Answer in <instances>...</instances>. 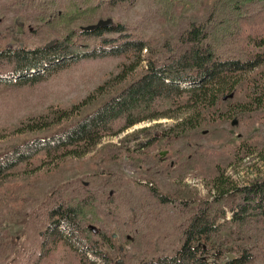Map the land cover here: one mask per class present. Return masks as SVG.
Instances as JSON below:
<instances>
[{
    "label": "trees",
    "instance_id": "trees-1",
    "mask_svg": "<svg viewBox=\"0 0 264 264\" xmlns=\"http://www.w3.org/2000/svg\"><path fill=\"white\" fill-rule=\"evenodd\" d=\"M26 2L31 13L42 18L36 33L49 31L54 39L26 48L5 46L0 36L1 84L35 85L89 57L121 58L119 78L137 67L143 70L121 88L105 91L104 82L95 89L91 108L53 128L40 124L44 134L0 152V264H43L59 241L72 245V264H249L254 249L262 248L264 169L243 182L233 180L225 165L208 164L201 160L204 155L194 158L188 137L203 128L220 134L222 122L264 107V16L259 15L264 0H150L134 24L113 23L112 17L114 10L127 9L136 0ZM151 20L165 24L159 37L143 30V23ZM249 73L257 77L250 75L249 86L242 90L240 83ZM104 92L108 95L102 98ZM240 92L245 93L242 99L236 98ZM159 118L177 120L168 130H157L163 125L156 123L128 133L107 151L115 157L126 150L125 141L156 130L147 143L166 141L186 156L181 166L155 170L147 182L126 180L118 168L105 177L95 172L64 183L54 180L52 170L15 180L20 166L41 153L74 154L103 136H118ZM240 148L247 154V148ZM257 149L254 144L248 155L264 153ZM185 163L196 169L206 194L183 183V176L170 180ZM24 202L29 211L17 208ZM111 203L117 209L109 207ZM9 214L23 226L22 240L5 234ZM102 219L104 224L93 222ZM114 223L122 235L143 242L148 254L111 261L110 252L121 256L110 233Z\"/></svg>",
    "mask_w": 264,
    "mask_h": 264
},
{
    "label": "rangeland",
    "instance_id": "rangeland-1",
    "mask_svg": "<svg viewBox=\"0 0 264 264\" xmlns=\"http://www.w3.org/2000/svg\"><path fill=\"white\" fill-rule=\"evenodd\" d=\"M22 1L26 2V0H0V36L3 37L1 44L5 46L21 44L26 48H35L52 41L54 35L49 31L45 34L43 31L36 33L43 25L42 18H37L35 16L37 14L33 15L31 9L27 8V4L25 5ZM149 1L136 0L134 5L127 9L114 10L113 23L134 24L141 21L143 13L149 6ZM259 15L264 16V12ZM261 22L264 26L263 17ZM143 27L147 35L159 37L162 34L160 32L165 29V24L151 20L147 24L144 22ZM29 31L32 33L29 34ZM121 61V58L115 56L89 57L35 85L16 87L12 84L0 83V152L24 138L44 134L45 131L38 129L40 124L53 128V124L61 125L68 116L78 115L91 108L96 101L93 93L104 82L107 81L104 86L105 91L117 86L121 88L141 74L142 67H137L133 72H127L124 75L125 78H119L117 74ZM129 63L126 62V64ZM260 68L264 71V64ZM250 75L257 77L256 74L249 73L240 83V89L245 90L249 86L247 78ZM244 94L240 92L236 98L242 99ZM107 95L104 92L102 98ZM88 96L89 99L83 102ZM213 119L216 121L217 116ZM232 119L221 123L220 134L203 128L191 131L188 138L196 150L194 158L204 155L201 160L207 161L208 164L214 165L219 162L226 166L227 176L243 182L264 169L263 152L261 155L259 153L253 156L248 155L253 151L254 144L258 151L264 149H260L264 145V107L257 112L236 114ZM176 120L175 118H159L143 121L118 136H103L98 143L80 146L74 154H68L67 151L54 155L41 153L20 166L14 174L15 180L21 181L23 178L43 175L52 170L49 173H54V180L64 183L83 176H93L95 172L105 177L111 170L118 168L125 173L126 180L136 179L140 182H147L149 175L155 173V170L163 167L178 168L186 160V156L182 157L181 153L177 152V146L166 141L165 144L156 140L147 143L156 130H153L152 134H140L137 138L125 141L126 150L115 157H110L107 151L111 146L120 145L122 137L128 133L156 123L163 125L156 127L157 130H163V127L168 130L167 127L174 124ZM241 146L247 148V154H244L245 149H241ZM217 154L221 156L220 159L212 156ZM196 174V169L185 163L184 167L180 168V172L172 173L173 177L170 180L174 182L183 176V183H189L195 187L197 193L204 195L208 192V188L201 177ZM163 178L169 180L168 177L163 176ZM157 183L160 185L162 181L158 180ZM16 206L23 212L27 209L29 211L27 202L17 203ZM109 207L116 208V204L111 203ZM93 222L95 225L105 223L103 219L101 222ZM109 228L113 235V245L120 247L121 251V256L116 255L110 252L107 245L102 244L103 249L110 252L111 261L117 263L119 259L128 255L139 257L148 254L145 252L144 243L136 244L131 237L132 234L127 237L122 235L118 224L114 223ZM4 232L11 237L18 236L21 240L23 239V226L16 216L13 218L12 215H8L4 224ZM260 236L258 245L262 248L254 249L255 258L249 264H264V240L262 238L264 237V226L261 228ZM70 247L72 245L70 246L69 242L64 244L59 241L54 253L43 264H72L68 258Z\"/></svg>",
    "mask_w": 264,
    "mask_h": 264
}]
</instances>
